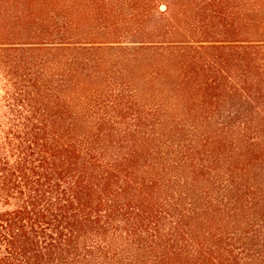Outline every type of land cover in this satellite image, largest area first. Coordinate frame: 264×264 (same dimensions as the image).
Instances as JSON below:
<instances>
[{
  "label": "trees",
  "instance_id": "16d2710c",
  "mask_svg": "<svg viewBox=\"0 0 264 264\" xmlns=\"http://www.w3.org/2000/svg\"><path fill=\"white\" fill-rule=\"evenodd\" d=\"M0 264H264V0H0Z\"/></svg>",
  "mask_w": 264,
  "mask_h": 264
}]
</instances>
